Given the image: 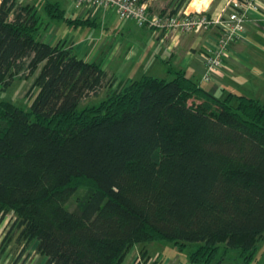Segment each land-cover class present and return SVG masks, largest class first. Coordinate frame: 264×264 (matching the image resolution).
Returning <instances> with one entry per match:
<instances>
[{
    "label": "trees",
    "instance_id": "16d2710c",
    "mask_svg": "<svg viewBox=\"0 0 264 264\" xmlns=\"http://www.w3.org/2000/svg\"><path fill=\"white\" fill-rule=\"evenodd\" d=\"M42 7L49 21L0 0V88L42 64L28 108L0 98V221L15 216L24 249L37 239L45 264H126L134 244L172 240L192 262L264 264V102L173 67L114 87L99 61L42 39L51 20L96 19Z\"/></svg>",
    "mask_w": 264,
    "mask_h": 264
},
{
    "label": "crops",
    "instance_id": "0c3cea01",
    "mask_svg": "<svg viewBox=\"0 0 264 264\" xmlns=\"http://www.w3.org/2000/svg\"><path fill=\"white\" fill-rule=\"evenodd\" d=\"M18 1L33 3L41 11L45 0ZM58 1L61 2L64 8L66 7L63 2L71 5L74 12L68 13L69 15L82 17L90 15L91 18L96 19L97 23L80 27H102V32L104 33L100 36H94L84 31L85 36L81 38L68 34L62 38L58 35L51 37L43 30L42 39L48 42L62 40L66 45H73L79 56L86 60L99 61L107 71L116 77L114 87L134 79L130 76L131 74H138L143 71L149 72H144L143 74L170 77L169 69L173 67L186 70L188 75L218 96H224L227 92L233 91L248 94L264 101V0H261L260 9L250 11L243 37L230 45L227 55L223 58L221 67L210 79L203 77L205 71L204 55L215 45L220 33L219 26L214 25L201 31H172L165 34L158 33L149 27L138 25H135V29L132 23L133 20L126 19L129 21L124 26H121L112 35H108L105 33L106 24H104V19L107 18L113 9H92L87 5L77 8L72 4L71 0ZM144 1L154 10H158L157 8L171 2V0ZM229 1L194 0L196 7H192V0H189L185 6L183 5L182 9H203L212 17H217L227 12ZM38 3H40V6ZM41 13L45 21H49L44 10ZM51 21L59 22L58 20ZM129 35L132 36L130 39L135 38L136 35L139 39L136 37L134 41H130L128 39ZM117 59L122 60L124 63L120 66H115L114 62ZM136 59H138L140 64L136 68L128 69L127 65ZM127 72L128 77L124 74ZM3 221L4 218L0 221V264H45L47 256L37 252V239H33L31 244L25 246V249L24 243H15V238H12L9 243H4L2 247L1 242L9 227V224L7 225ZM158 243L134 244L126 254L124 263L131 264L140 257V249L144 248L147 249V253L141 259V264H172L170 259L167 262H163L162 259L158 258L153 259L155 246ZM257 257L261 259V257Z\"/></svg>",
    "mask_w": 264,
    "mask_h": 264
},
{
    "label": "built area",
    "instance_id": "2783aa9c",
    "mask_svg": "<svg viewBox=\"0 0 264 264\" xmlns=\"http://www.w3.org/2000/svg\"><path fill=\"white\" fill-rule=\"evenodd\" d=\"M79 8L87 5L92 9H113L121 18L134 20L139 26L154 29L158 33L201 31L214 25L220 33L213 47L204 55L205 71L203 77L210 79L221 67L230 45L243 37L246 22L251 10L261 7V0H230L227 12L212 17L206 10L174 11L173 8L153 11L148 3L141 0H71Z\"/></svg>",
    "mask_w": 264,
    "mask_h": 264
},
{
    "label": "rangeland",
    "instance_id": "374dc122",
    "mask_svg": "<svg viewBox=\"0 0 264 264\" xmlns=\"http://www.w3.org/2000/svg\"><path fill=\"white\" fill-rule=\"evenodd\" d=\"M63 3L65 4V7H66L68 13L74 12L73 8L71 7L70 4H68L66 2H63ZM38 5L40 6V3H38ZM165 6H166V4L162 5L161 7L157 8V9L160 10ZM191 6L196 7L194 5V0H192ZM152 10H154V8H152ZM158 10H154V11H158ZM41 11H43V9ZM113 11L107 16L106 19H104V24H106L105 33H107L108 35H112L113 32H116L117 29H120L121 26H124L125 23H127L129 21V20L121 18L115 11L114 12ZM132 23H133V26L137 25L133 21H132ZM135 29H136V26H135ZM44 31H45V33H48L51 37L54 35H58L59 37H62V38L65 37L67 34L68 35H76V36H78V38H81V37L85 36L84 31H87L88 33H91L94 36H100L104 33V32H102V27L87 26L85 28H82L80 26H73L71 24H67L64 21H59V22L51 21L49 23V25L44 29ZM131 37H132L131 35L128 36V39L130 41H134L136 39V37H137V39H139L137 35L135 36V38L130 39ZM143 47H144V45H143ZM123 63L124 62H122V60L117 59L116 62H114V65L120 66ZM139 64L140 63L138 62V59H136L134 61H131L129 63V65H127V68L128 69L136 68ZM41 66H42V64H39L37 66V68L29 76H27L25 78H16L13 81V83L8 87V89L3 90L0 88V98L13 101L14 103H16L20 106L28 108L31 105L32 96H30V95L28 96L27 91L29 90V88L33 84L34 79H35L37 73L39 72ZM128 72H129V70H128ZM128 72L124 73L126 77L129 76ZM144 72H147V71H143V72H140L138 74H136V73L131 74L130 76L132 78H139L143 75ZM147 73H149V72H147ZM94 99L95 98H92V100H94ZM73 201H74V197L71 198V200L69 201V204H72ZM14 218H15V216H13L11 212L7 213L4 216L3 222L6 223L7 225L9 224V227L7 228L6 235L4 236V238L1 242V245H3L4 243H9V241H8L9 237L11 238L10 240H12V238H15V243L16 242L19 244L24 243V241H22V240L19 241V239L17 238L18 234H19V230L16 231V230L11 229L12 228L11 225L14 221ZM9 231H12V233ZM10 233H11V236H10ZM32 241L33 240H31L29 242V244H31ZM189 249H190V246H185L183 248H180L172 240H165L163 242H159L157 244V246H155L153 259H157V258L162 259L163 262H167L170 259L172 261V264H178L181 262L183 264H202V263L192 262L190 260ZM263 252H264V239H262L259 243V246L257 249V256L263 258ZM159 254H161V255H159Z\"/></svg>",
    "mask_w": 264,
    "mask_h": 264
}]
</instances>
